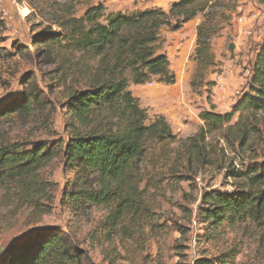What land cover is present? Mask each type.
Wrapping results in <instances>:
<instances>
[{
    "label": "rangeland",
    "instance_id": "obj_1",
    "mask_svg": "<svg viewBox=\"0 0 264 264\" xmlns=\"http://www.w3.org/2000/svg\"><path fill=\"white\" fill-rule=\"evenodd\" d=\"M176 1L91 0L90 4L102 2L112 10L132 12L156 7L169 10ZM235 1L231 20L212 39L216 67L207 74L204 87L196 91L191 80L196 68V28L202 15L178 29L175 22L161 29L162 52L170 59L176 82L167 85L153 80L130 85L148 110L149 122L161 115L158 111L163 107L181 120L179 126L184 122L190 126L212 105L216 112L232 110L249 90L248 70H252L264 38V2ZM86 7L80 5L76 15H83ZM48 8L34 0H0V14L7 25L0 35V47L13 54L0 56V110L18 107L0 116V146L22 142L32 148V143L42 141L60 152L42 170L43 177L52 183L50 195L41 201L45 213L34 212L33 207L0 190V257L14 241L45 229H58L70 237L74 251L87 263L110 264L104 253L114 257L117 252L120 255L115 264H196L199 258L221 260L226 254L231 255L228 264H264V227L250 220L209 226L201 217L206 193L237 191L246 184V178L237 172L264 165V112L257 115L259 132L244 149H228L224 167L207 166L189 177L171 176V162L166 156L172 155L181 139L197 130L190 135L183 132L184 136L169 122L177 140L152 145L143 163L146 181L141 187L148 183L143 219L130 222L125 231L107 233L104 222L108 210L92 205L84 195L98 187L95 176L91 172L81 174L77 164L66 165L60 150L77 122L68 108L69 81L65 84L63 80L68 51L57 44L39 42L47 33L59 30ZM241 26H246L244 32Z\"/></svg>",
    "mask_w": 264,
    "mask_h": 264
},
{
    "label": "trees",
    "instance_id": "obj_2",
    "mask_svg": "<svg viewBox=\"0 0 264 264\" xmlns=\"http://www.w3.org/2000/svg\"><path fill=\"white\" fill-rule=\"evenodd\" d=\"M34 1L49 6L50 18L59 27L39 42L62 46L69 55L63 80L65 84L69 81L68 108L77 125L60 149L65 164H77L81 174L91 172L95 176L98 187L84 195L92 205L108 210L104 222L107 233L125 231L130 222L137 223L144 217L148 183L141 187L146 181L143 163L152 145L177 140L164 115H156L149 122L148 110L141 106L130 85L153 80L174 84L176 75L168 55L162 52L160 31L173 22L178 29L201 14L191 87L195 91L204 87L207 74L216 67L212 39L231 20L236 1L179 0L169 10L156 7L132 12L112 10L102 2L90 4L91 0ZM82 4L87 7L83 15L77 16ZM6 26L0 14V35ZM73 52L79 53L78 58ZM2 54L13 55L0 47ZM17 110L15 105L9 106L0 110V116ZM261 112L264 39L253 65L249 90L228 112H216L212 105L199 113L203 123L194 134L181 139L172 151L174 156L164 151L171 162L168 173L189 177L207 166L224 167L228 149H244L259 132L257 115ZM31 145L27 148L22 142H13L0 146V190L41 214L46 212L41 201L50 195L52 185L42 170L60 152L42 141ZM237 173L246 178V184L233 192L206 193L202 221L216 226L250 220L264 227V165ZM74 250L70 237L62 230L45 229L12 242L0 257V264H93ZM104 254L110 264H115L120 255ZM229 258L230 254L221 260L203 257L196 264H228Z\"/></svg>",
    "mask_w": 264,
    "mask_h": 264
},
{
    "label": "crops",
    "instance_id": "obj_3",
    "mask_svg": "<svg viewBox=\"0 0 264 264\" xmlns=\"http://www.w3.org/2000/svg\"><path fill=\"white\" fill-rule=\"evenodd\" d=\"M108 6V5H107ZM109 7V6H108ZM110 8V7H109ZM111 9V8H110ZM245 29H246V26H241V31L242 32H244L245 31ZM262 37H264V32L262 33ZM257 38V37H256ZM264 39V38H263ZM262 41V40H261ZM237 51H240V50H237ZM257 54H258V51H257V53H256V56H255V61H256V58H257ZM255 61H254V63H255ZM254 63H253V65H254ZM253 65H252V69H253ZM248 72L249 73H251V79H252V70L250 71V70H248ZM214 103H217L216 101H213ZM208 109H210V107L208 108ZM217 111L218 112H221V113H223L224 111H221V110H218L217 109ZM159 113H161V115H164L166 118H167V120L170 122V123H172V125H175L176 127H175V130L177 131V133L178 132H181L180 134H182V135H184L183 134V132H187V134L186 135H190V133H194L196 130H197V128L199 127V125L200 124H202L203 123V121L199 118V116L197 115V119L195 120V122L193 123V124H191L190 126H189V124L188 125H186V122H184L183 123V126H179L180 124V122H181V120L180 119H178V118H175V115H172L171 113H169V111H167V110H165L163 107H161V109L158 111ZM185 136V135H184Z\"/></svg>",
    "mask_w": 264,
    "mask_h": 264
},
{
    "label": "water",
    "instance_id": "obj_4",
    "mask_svg": "<svg viewBox=\"0 0 264 264\" xmlns=\"http://www.w3.org/2000/svg\"><path fill=\"white\" fill-rule=\"evenodd\" d=\"M233 48H234V44L231 45V49H233Z\"/></svg>",
    "mask_w": 264,
    "mask_h": 264
}]
</instances>
